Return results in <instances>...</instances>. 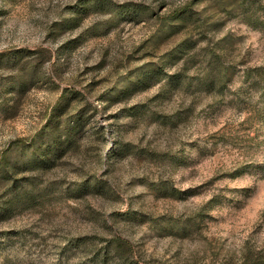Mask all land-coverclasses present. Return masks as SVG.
Listing matches in <instances>:
<instances>
[{
  "label": "rangeland",
  "instance_id": "374dc122",
  "mask_svg": "<svg viewBox=\"0 0 264 264\" xmlns=\"http://www.w3.org/2000/svg\"><path fill=\"white\" fill-rule=\"evenodd\" d=\"M0 264H264V0H0Z\"/></svg>",
  "mask_w": 264,
  "mask_h": 264
}]
</instances>
